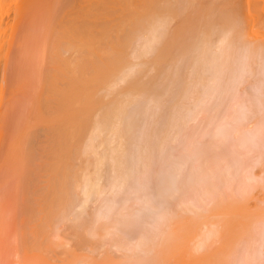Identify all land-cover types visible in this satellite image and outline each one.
<instances>
[{
	"label": "bare ground",
	"instance_id": "6f19581e",
	"mask_svg": "<svg viewBox=\"0 0 264 264\" xmlns=\"http://www.w3.org/2000/svg\"><path fill=\"white\" fill-rule=\"evenodd\" d=\"M8 1L9 0H0V28L2 27V20L5 14L4 9L5 7H7L6 5ZM15 1H16V5L13 6L14 9L13 11H15L18 14L22 13L25 7L27 6V4L29 3L31 4V6L32 4L37 5L38 6L37 11H40L38 17L35 15V18L37 17L36 21L34 19V31L36 32L35 35L33 36L34 38L32 37V41H31L34 52L31 60L28 61V67H29L28 73L30 75L28 74L27 76H31V78L33 79V81L30 80L32 84L33 82L35 84L38 83V85H35V88L37 86L38 87L41 86L42 84L44 85L43 89L45 88L44 89L45 97L42 95L43 92L42 86H41L42 92L38 88L39 93L35 94L37 89L35 90L34 85H32L34 88L33 90H35L33 95L34 96L36 95L35 97H37V99H39L42 95L41 98L42 101L40 102V104L42 103V109L44 110V112L42 109L40 110L39 104L36 102V98L32 96L35 98V102L33 100L32 104L34 103L36 107L35 108L36 111L34 112L35 114L33 113V115L36 116L38 115L39 119L37 117V120L39 121L44 119L42 117H46V116L48 117L46 118L49 121L47 119H45L44 121L47 120L46 123L49 124V125L46 124V126L48 125L46 128H48L47 130L50 133V136L49 135L46 136L48 139L47 141L48 143L45 142L47 143L45 147L42 146V143L37 144V141L35 140V137L33 135L37 136L36 133L39 129L35 125H31L34 124V122L33 123L31 122L34 119H29L27 116H26L27 119L22 117L25 120H23V123L20 122L19 125L23 127L21 126L19 127L24 130V126H28L27 131L26 130L22 131L24 133L22 135H20L19 132V137L21 136L20 140L19 137L18 139L16 138V140H18L19 143L18 142L16 143L15 152L13 153L14 154L16 153L19 160L17 159L18 162H16L17 163V167H15L16 171L13 169L15 171L14 173L15 175L9 176L7 173L9 177L15 178V180L14 181L12 180L13 182H11V180L8 179V181L10 180V182L5 181L4 184L7 182L9 185L7 186L8 188L10 187L11 184L13 186V184L15 183L14 185L15 188H17V186L18 188L20 187L21 193L24 194L26 192V186H27V185H22L24 182H25L24 184H27L25 181L26 179L24 178H26L27 175L30 176L33 174L34 178L30 179L31 182L28 181L29 185L27 186V187L30 186L28 189H31L32 193L31 192L30 193L32 194V197L31 194H29L30 200L25 204L24 203L21 204V201L24 199L23 197L25 195L24 196L21 195L20 192L16 193L18 191L13 192L14 190H16L14 186L13 187L11 186L12 192H10V190H7L8 192L4 191L3 193L1 191L0 193V194L3 193L2 195H0V264H14V261L16 260V259L14 260V257L17 254H19L20 256L21 254L20 251H24V250L25 252L27 251L36 252V254L34 255V257L36 256L35 260H38L40 263H44L43 262L45 261L44 258H46V261H48L47 258L48 259L50 258V260L51 258L54 259L55 256L54 253H56L58 257L57 256L55 257L61 260H64L61 257L62 255H66V254L69 255V258L67 260L65 259L66 261L65 260L61 261V263L63 262L62 264H87V263L95 264L94 262L96 261L95 254L97 253V251L100 250L99 249L100 247L102 246L104 247L105 245L104 241H102L103 238L100 237L103 236L105 237L104 235L105 233L106 235H108L109 234L108 232L110 231L109 226L110 225H112L113 227L114 225L116 226L115 223H117L118 220V219L116 221L113 220V224L110 223L109 225L105 224L106 221L103 220L105 221L104 224L100 223L96 225L97 221H102L100 220L101 217L103 218L107 217L108 214L112 215L110 214L109 211L113 207H115L117 203V200L113 198L111 199V201L104 202V204L101 206V209L99 210L100 214H98L99 212L94 213L93 214L94 217L89 215L91 220L88 219L87 216L81 218L83 212H85L84 210L87 209L86 207H88L87 204L90 202V200L92 201V199L94 198L96 200L98 198L99 199L103 198V194L107 189V188H103L101 184V180H102V174H101L102 170L100 169L101 164L105 162L104 160L105 157L107 159L110 156L111 158L114 159V163L112 164V166L110 167L109 165L110 167L109 170L113 169L112 171H116V173L112 172L114 173L115 176H113V174H110L113 177H115V179H113L114 181H112L111 185L109 186L114 190L120 189L121 187H123V185L127 184V182L129 183V180L131 178L128 179L127 181V178L128 176L130 177V175H126V173L129 172L130 168L133 166L132 164L130 168L129 165L126 166V164L129 161L127 160L128 161L127 162L123 158L126 155L124 149L125 147L123 148L119 147L118 149L112 148L110 149L109 153L108 150L106 151V153L105 152L100 153L98 148L111 138L108 136V134H110L111 136L112 133V135L113 134L116 135L117 138L120 136H122L123 138L125 136L124 133H126V135H128V133L129 135L132 134L131 137H133L134 132H136L135 130L132 133V131L137 127L134 128L133 130L130 127L128 130L127 129L123 130V126H126L125 123H123L122 128H116L117 123L123 121L125 118L124 116L127 115V109L124 105L125 103L124 101H126V96L127 99L129 100V98L132 95L133 97H135L134 94H136L137 96L139 93L143 92L145 96L150 90L151 93H153L152 91H155L159 95L160 91L164 90V88L162 90L161 86L166 87L165 85H163L165 81L162 80L163 82L161 83L162 85L159 84L161 81H159V83L157 84V86L161 85L160 86L161 90L159 88H156L155 80H157V78L155 76H154L155 78L154 77L151 78L150 81L145 82L146 79L142 80V77L144 75L141 74L142 72L140 69L142 67L140 66V63L142 62L134 63L132 61L133 59H135L136 61V59L147 57L148 54L150 56L151 52L152 54H154L153 53L154 49H155L154 56L151 57L152 59L149 58L151 61L149 60L148 62H146L144 60V62L148 64L151 62V66L154 65L156 67V70H158L160 73L162 72V75L164 73L163 69H165L164 68L165 64L168 65L169 63L170 67L169 65L168 67L173 69L172 64H170L171 61H174V63L177 64L179 63V65L177 66L174 65L175 67H178V69L174 68L178 70L176 73V78L174 77L177 80L176 85L177 82L179 81L178 85L176 86L178 95L177 94L175 95L173 89L170 90V91L173 90L172 92L175 95V97L173 95L174 98L172 97L171 100L175 99L176 97L177 98L175 101H172V104L170 103L169 106L173 105V102H175L173 108L171 107V109L174 110H176V108L178 109L176 110L178 111V113L175 114L179 117L181 115V114L178 115L180 110L183 111L186 109V113L185 111H183L185 114L182 113V116L183 115L187 116V117L184 116L185 119H183L184 117L181 118L179 117L180 119H178L177 117L176 119L175 117L176 115L172 113L173 115L171 118H173L174 116L176 121L173 119L174 121L171 124L170 122H168L170 126H168L167 124L166 125L167 127H165V129L168 128L167 130L170 133H172L171 131L176 130L177 133V129L180 127V125L182 126L183 124H186V126H188L187 123L189 121H188L187 111L189 109L186 108L188 104L185 107H182L181 105H183V103L182 104L180 103V102H185L182 100L186 99L190 103L191 101L194 102L193 108L191 107L190 108L192 110L193 109L195 110L194 112L195 118L198 117L199 119V115L201 117L199 120L194 119L195 121H198L197 122L198 124L200 122L202 125L200 126L201 134L199 135L197 134V132L200 133V131H197V129L200 128L198 124L196 123L197 126L193 124L194 127H191L192 132L191 133L189 132L190 133L189 135L191 136L188 135L189 139L187 137L188 142H186V145L189 142L190 144H188L186 148L185 147L182 148L183 149L182 152L183 151L185 152L184 153L185 156L183 157L185 163L183 161L180 162V160L179 161L176 160L177 158L176 155L178 154L177 152L178 150L176 151L177 154L175 153L174 150L173 152L170 151V155L174 154V156H176V158L172 157L174 160H172L169 155L167 156V158L164 157L165 162L163 161V163L166 164V165L164 164L166 167L169 164V162H171L167 167V169H165V171H167L171 167L172 162H174L172 164L174 165L173 167H175V161L178 164L180 162L179 164L180 166L177 165L175 167L176 169L179 166L176 171H174V169H171V172H169L170 170L167 172V174L169 173L171 174V175L169 174V176L167 175V180L169 179L168 180L169 182L166 180L168 183L165 181L163 189H160L161 191L163 190L164 198L166 197L168 201L174 199L175 195L177 194L176 196H178L180 200L175 202L173 200V202L175 203V205H177L178 209L176 208V206H175L176 208L175 210L174 208L167 207L165 212L161 214V217L159 216L160 220L156 221L155 219L157 224L153 223L151 226L153 227L154 225H157L156 227V231H157V228H159L158 226V222H159L160 231L158 229L159 234L157 233L158 236L156 234L155 237L151 236L150 233L149 235L152 238V239L150 238V240L148 239V236L146 237L147 239L145 238V236L143 239L142 237V234L144 233L143 231V233L140 234L142 239L136 237L139 239V242L136 243L135 241H133L132 236H130L131 234L130 230L132 228H135V226H133L132 224L129 233H127L129 234L132 241L130 239L131 242H129L128 240L129 237H128V239H125L126 241H128V243L127 242L123 243L125 240L117 241L118 240L117 238H116L117 240L116 241L114 240V242L118 246H123L124 249L128 248L129 243L131 244L134 242L136 244V245L133 244L134 248L135 246H138L140 249V245H143L145 247V250L143 251V253L139 252L141 253L139 256H138L139 253L138 254L137 252L133 253L137 255L135 257H130V255H128L129 257L128 258L124 254L125 258L122 257L124 258L123 260L119 259L114 264H119L121 263V261L122 264H198V262L201 261H203L202 264H264V241H263L264 240V209H262L263 206L261 205L262 207L261 209H259V213H257L259 215L256 214L257 216L256 215L254 216L253 214L252 217H250L249 215L250 219L246 218L247 221L244 222L243 224L241 223L239 225H236L235 223L239 221L241 222V220L238 221L235 220L237 222H234L235 218L233 219V216L231 215L232 208H234L233 202L239 203L240 201V203H242L243 201V204L244 203L246 204L245 201L250 200L252 196L251 194H253V191L251 192V190L252 189L254 190L255 186H260V188L261 186L264 187V30L259 31L256 29L257 26L255 27V21L259 18L257 10H255V8H257L256 4L258 3V1L244 0L243 5L240 4L242 7H240L239 5V0H235V1L234 0H15ZM262 4L264 10V0H262ZM35 5H34V11L36 8ZM174 20L176 21L175 22L176 24L171 25ZM30 22L32 23V21ZM31 26H33V24ZM31 31L33 30L31 29ZM25 36L26 35H24L23 38ZM156 43L157 45L158 43H160L158 47H156L157 46ZM190 54L191 56L188 57V55ZM21 58L22 56L19 57V60ZM22 65H26V63L24 64L22 63ZM22 65L20 64L19 66L21 67ZM137 67L139 69L138 71L140 72V74H135L133 72V70L134 69L136 70ZM23 68L21 67V70H23ZM149 68L150 67L147 68L148 71ZM23 72H21L22 75ZM132 72L135 74V76H132L133 75ZM166 72L171 73L170 71H166ZM158 75L157 77H159ZM183 77L185 79H182ZM22 80L24 81V79ZM188 82L192 83L191 86L186 85ZM121 83H123V87L120 86ZM118 85L122 89L119 88V91L114 93L116 90L113 91L114 90L113 88ZM24 87L27 88L26 86H23V89ZM168 89H170L169 87H167V91L170 92ZM165 94H168L169 96V93H165ZM160 95H162V92L160 93ZM32 97L28 96V101H30ZM153 97L156 98V96L154 95ZM167 99L165 98V100ZM17 100L19 101V99ZM163 100L162 103H164ZM22 101L24 100L22 99ZM154 101L156 103L158 100L157 101L154 100ZM35 103L38 105V107L36 106ZM157 103L155 104V106H157ZM34 105L32 109H34ZM166 105L167 104L159 107L163 109ZM25 107L23 109H25ZM128 107L129 106H127V108ZM26 109L28 111L29 110L31 111L30 106L29 108L26 107ZM159 110L157 111L156 119L159 116V114H161L158 113ZM33 111L34 110H32L31 113ZM45 112L48 115H45L44 114ZM136 112L137 111L133 112V114ZM152 112L153 111H150V113ZM23 113L24 112H22V114L19 116H23V115L25 116V114ZM153 113L155 115V112ZM167 113L168 111L166 112V115ZM39 114H43L44 116L41 117V115ZM130 114L131 113H129V116ZM151 115L152 117H154L153 114ZM168 116L169 115H167V117ZM40 117L42 119H40ZM189 117L191 118V116ZM156 119L154 118L153 120L156 121ZM26 120H28V123L25 122ZM150 120L152 121V118ZM159 120H161V118H159ZM168 120L170 121V119ZM151 121L149 122L146 121V122L151 123ZM139 122L138 123L135 122L136 123L135 126L138 125V128L139 126H141ZM157 122L158 119L156 123ZM130 123H132V121ZM152 124H154L153 121ZM164 125L165 124L163 123V126ZM12 126L13 124H11L10 127ZM151 126L149 124L147 129H150ZM158 126L156 128L153 126L154 128L153 127L152 128L157 129ZM195 127L196 129L194 130V132H196V137L202 136V139L201 138L199 139L203 141L202 142L203 144L205 142L207 145L206 144L202 145L201 142H199V144L202 145L203 147H201L200 145L198 146L199 148L195 147L198 145V144L194 145L198 140V138L194 136L192 129ZM138 128H137V133H139ZM188 128H190V126ZM121 129H122V134H121ZM161 130L164 129L162 128ZM179 130L181 131V127ZM13 131H14L13 136H15V128ZM182 131H184V128ZM187 131L185 132L188 134ZM8 132L11 133V131ZM164 132L166 131L164 130ZM181 132H178V135L181 134ZM185 132H183L181 135L183 136L182 138L183 140H184V135L186 137ZM161 133L162 131L158 133L156 136V138L159 136V138H157V142L154 136H152V134L150 137L153 142L155 141V143L151 142L152 145L154 144L156 146V144L158 143L160 144L159 146H157V148L160 146L161 148L167 147L169 146L167 145L170 143L169 141H171V139L173 141V133L170 134V136L172 135L171 139L169 135H166V133H164L165 136H169L168 142L165 143V139L163 138L162 140V137H161V141L158 142L160 139V135L162 136ZM117 134L119 135L117 136ZM148 135L150 134H147V136ZM6 136L7 135H5V137ZM10 136L12 137L11 134ZM142 136L143 135H141L140 138ZM147 136H146V140L148 138ZM11 137H6V139L8 138L7 139L8 143L7 141L6 143L8 145L10 142L12 143L13 146V144H15L14 143L15 141L14 140L11 141L10 139ZM135 137H134V141L136 142ZM179 137L177 138L179 139ZM127 138L125 139L123 138L124 140V141L122 140L123 143L121 142V140L119 142H121V144H123L124 146V144L126 145L125 142L127 141L126 140ZM150 138H148V145L146 146L142 145V146L146 147V149L148 148L151 150L152 147L149 148L150 147L149 143L151 141ZM191 139L194 140L195 143L192 142ZM115 140L117 139H114L112 141V144L114 143ZM129 140L131 141V138L128 139V141ZM180 140L181 138L179 139V142ZM176 141L177 139H175L174 141L175 143L173 142V144H177L178 141L177 142ZM208 141L210 142V144ZM184 142L183 143L180 142L181 143L180 148L185 145ZM131 144L129 146H131ZM173 144H172V148L174 147L175 149V146H173ZM177 145H176V149H177ZM12 146L10 144L11 148L8 147L7 149L11 154L13 150ZM142 146L141 148L144 149V147ZM38 147L41 148V149L39 148L40 152L38 150ZM42 149H44L43 154L41 153ZM132 149L133 146L131 147L130 150ZM102 150L104 149H101V152ZM144 150L142 153L146 154L149 152L148 150H147L148 152L146 151L144 152ZM158 150H160V148ZM163 150L164 149H161V152ZM135 151L138 152V150H136V147H135ZM155 151L157 153L156 149ZM2 152L4 153V151ZM37 152H39L40 154H38ZM3 153H1V155H3ZM159 153L160 151H158L154 159L157 158ZM181 154L179 155L182 157ZM42 155L43 158L44 157L46 158V159L44 158L46 160L44 163V167H45L44 172L45 174L48 173L47 175H45L44 173L42 174L41 173L42 171L40 172V175L39 173L38 174L33 173L34 170L32 169H34V167L33 168L31 166H30L31 168L28 167V165L31 162L33 163L34 159L35 161H38L37 158L38 159L41 158ZM128 156L130 157L129 153ZM142 156H144V158L146 157V155H142ZM148 156L149 155H147V158ZM190 156L191 158L194 157V159L200 161L199 163H201V165L197 166L198 164L197 163L196 166H193L195 164V160H193L194 161L193 165H189V167L185 166L186 169L188 170L187 172V170L183 167V165L184 164L186 165V162L188 161V157ZM227 156L228 157L232 156L233 159L232 158L227 159ZM129 157L128 159H132ZM144 158L142 157L139 160L141 164H144L146 162L148 163V161L144 160ZM169 158L170 160H168ZM151 159L153 160L152 157ZM166 159L168 161V164ZM230 159L232 160L231 163L229 162ZM0 160L2 162L5 161V163L3 164V167L5 168H6L5 164L10 162L8 160H7L8 162H6L5 158L3 160L0 158ZM42 160L40 159V161ZM105 163H107V161ZM134 163L136 164V162ZM39 164L40 162L37 164V166L35 165V167H38ZM141 164L140 167L143 175ZM146 164L143 166L149 167V165ZM9 165L10 164L8 163V167L10 168ZM40 165L42 166V163ZM258 166L261 167V172H262L261 175L255 173V168ZM147 167L143 169H145L147 174H149L148 172L150 171L149 169L152 168V165L151 168L150 167L147 168ZM180 168L183 169L182 171L183 173L185 169L186 172L187 173L190 172L192 176L189 179H187L186 177L185 180L184 179L185 176L183 173L181 174ZM229 168H231V170ZM1 169L5 170L4 168ZM35 170L37 171L38 168L37 169L35 168ZM134 170L136 169H133L132 171ZM9 171L10 169H8V172ZM146 172L144 173L146 174ZM151 172L149 175H151ZM16 174L18 178H16L17 177ZM134 174L136 175L137 172H134ZM181 175H182V179H181L182 182L184 180L183 183L180 182L179 180V178H181ZM136 176L137 178H142V177H138L139 176L138 174ZM44 177L47 179L44 180L43 179ZM131 177L133 179L132 174ZM177 178L179 180L178 182L180 185L177 184L176 181ZM36 179L44 181L43 186L39 183L40 181ZM149 179L150 178L148 176H147V180L146 178L144 179L143 176L142 178L143 183H145L144 180L148 182ZM153 180L156 181L155 179ZM17 181H20V184L22 181V184L20 186L19 184L17 185L16 184ZM136 181L137 180H134V182ZM134 182H132L133 186H131L130 188L131 189L130 193H134V192L137 193L140 187L139 183H141L142 185L141 179L138 180L136 183ZM2 183L0 184L1 188L3 187L1 186ZM157 184L159 183L157 182ZM127 185L129 186L130 184ZM128 186L125 185V188L123 189H127ZM152 186H150L149 188L153 189ZM143 187H145V185ZM20 188L18 189L19 191ZM160 190L159 192L161 194L162 192ZM234 190H236L239 193V197H236L237 200L235 199V197L234 200H231L233 198L230 199V197L234 195ZM152 191L150 190L149 193L151 194ZM156 191L155 190L153 191L154 192L153 195H157L155 193ZM190 191L194 193V196L193 194L192 196H190L191 193H189L188 195V192ZM141 192H143V190H141ZM141 192L139 191L138 193ZM140 195L142 196V193ZM262 199L264 202V195ZM147 200H149L148 196H147ZM189 201L190 202L192 201L194 203L191 204L189 203ZM136 203H137V199H136ZM122 204L123 207H126L125 202L121 203V205ZM130 204L131 203H129V205L127 204L129 208H131ZM172 204L173 203L171 202V206ZM184 204L185 206L183 207L182 205ZM200 204L207 206L204 209L199 206ZM168 205L170 206V204ZM192 205H193L192 208L193 210L195 209L196 211L199 208H201L202 211H198V212L196 211L195 213L197 214L191 216L192 215L191 212L193 210H190L189 206L191 207ZM118 206L120 207L119 204ZM181 206L182 208H185L187 212L188 210L191 211L190 212L191 214L189 215L184 211H182V209H180ZM187 206L188 208H186ZM254 206H256V204ZM259 206L257 205V207ZM142 208H144V205ZM149 208L150 207H148L147 209ZM239 208L241 209V205H239ZM147 209L145 208L146 212ZM167 209L170 210L168 211ZM137 210L141 211V209H137ZM133 211L134 209H132V212ZM19 212L20 213L22 212L23 216H25L24 217L25 221L22 223V225L19 221L18 224L16 222V215ZM87 212L89 211L87 210ZM106 213L107 215H105ZM158 213L160 212L158 211ZM101 214H104L105 216ZM125 215L126 216L129 215V213L122 215L123 219H125L124 217ZM98 217L100 218L98 219ZM143 217L144 216H142V221H143ZM149 217H153L152 213L149 214ZM149 217H147L148 220ZM70 219H73L74 223H76L77 220H79L80 222L78 221L79 222V223L77 222L78 224L73 223L74 225H76V229L75 231H72V234H66L65 230L67 228L66 229L64 228L63 231V229L60 228V225L63 224L65 221L68 222ZM113 219H116V217L115 218L113 217ZM123 219L121 222L126 221V219L125 220ZM133 219L135 220V218ZM131 220L132 218L129 217V220L127 221L128 222L130 221L132 223ZM152 221L154 220H152L151 218V222ZM145 224L150 226V222L149 223L145 222ZM19 225H21V227ZM74 225H72L73 227L70 228L74 229L75 228ZM22 226L24 229L23 231L21 229ZM238 226L241 227L239 228ZM117 227L116 230H118ZM125 228H122V230ZM60 230H62L63 233H60L61 232ZM151 230L153 231V229ZM83 231H87V232L84 233ZM67 232L70 233L69 230ZM88 232L91 235L93 234L95 237L96 235H98L100 240L94 239V236L93 238H90L91 235L88 237L87 236ZM146 233L147 232L145 231L144 234ZM136 234L137 233L133 235L136 236ZM116 235H117V231H116ZM127 236L128 235H124V237ZM221 236H223L224 237L223 239L226 240L224 241L225 243H222L223 245L222 247L218 246L219 248L214 249L211 244L216 243L219 240H222ZM121 237L123 236L118 237L119 240H123L120 239ZM54 238H57L58 240H55ZM111 239L113 241V237ZM70 241L74 243L73 246L70 245L72 244ZM109 242L110 245L111 240ZM193 243H195V245H193L192 248ZM126 244L128 245L125 246ZM219 245H221V243H219ZM110 246H112V244ZM207 246L210 247V248L208 247L209 251L207 249L206 252L203 251L204 253H201L202 255H196L193 257V259L186 258V255L188 258L191 256V253L193 251L188 255V253L190 252L189 250L191 248L192 250L194 248L198 250L200 248L206 249ZM214 246H216V244H214ZM60 247L65 248L67 253L65 252L64 254H62L63 251H65L62 248H61L62 253L56 251V248H60ZM68 247L69 249H67ZM134 248L132 249L134 250ZM212 248L215 251L212 250ZM124 249L123 251H125ZM128 249L127 252L125 251L127 254L130 253L128 252ZM197 250H195L197 253L201 252ZM114 253L115 251L113 250V254L111 255H114ZM121 254L123 253H120V256ZM27 255H29V253H27L26 256ZM21 257L22 256H20V258ZM29 257L27 256V258ZM99 257L100 256L97 257L98 260H100ZM57 260L58 259H56V261ZM57 262L55 264L60 263ZM110 262L108 264H110Z\"/></svg>",
	"mask_w": 264,
	"mask_h": 264
},
{
	"label": "rangeland",
	"instance_id": "374dc122",
	"mask_svg": "<svg viewBox=\"0 0 264 264\" xmlns=\"http://www.w3.org/2000/svg\"><path fill=\"white\" fill-rule=\"evenodd\" d=\"M10 1V2H9ZM8 1V3H7V7H5V9H4V11H5V14H4V16H3V20H2V27L0 28V158L3 160L4 158H5V160H6V162H8V161H10V162H8L10 165V168L8 167V163L7 164H5V166H6V168L5 167H3V164L5 163V161L4 162H2L1 160H0V167L1 168H4L5 170H3V169H1V171H0V184L2 183V185L1 186H3L1 189H0V193H1V191L4 193V191L5 192H8L7 190H10V192H12V188H11V186H12V184L10 185V187H8L7 188V186H9L8 185V183L7 182H10V180H11V182H13L14 180H15V178H11V177H9L10 175H15L14 173H15V167H17V163L16 162H18V157H17V155H16V153L14 154L13 152H15V145H16V143L18 142V140H16V138L18 139V137H19V132H20V135H22V134H24L22 131H27V127L28 126H24V130L23 129H21L19 126H21V125H19V123L20 122H22L23 123V120H25V119H27L26 118V116L29 118V119H34L33 121H31L32 123L34 122V124H31V125H35L36 127H38V131H37V133H36V135L37 136H35V135H33L34 137H35V140L37 141V144L38 143H42V146L43 147H45L46 145H47V141H48V139H47V135H49L50 136V133L48 132V128H46L49 124L48 123H46L47 122V118L46 117H42V116H44L43 114H39V115H41V117L42 118H44V119H42L41 117H40V119H42V120H37V117H38V115L36 116V115H33V113L36 111L35 110V105H34V103L32 104V102H33V100H34V102H35V98H36V102L39 104V108H40V110L42 109V103L40 104V102L42 101V95L45 97V88L43 89V84L41 85L42 86V89H43V92H42V89H41V86H37L36 88H35V85H38V83L37 84H35L34 82H33V84L31 83V81H33V79L31 78V76H27L29 73H28V69H29V67H28V61H30L31 60V58H32V55H33V45H32V37L35 35V32L36 31H34V19H35V21H36V18L38 17V15H39V12L40 11H37V9H38V6L37 5H35V4H32V6H31V4L29 3V4H27V6L25 7V9L23 10V12L22 13H20V14H18V13H16L15 11H13L14 9H13V6L14 5H16V1L15 0H9ZM235 1V0H234ZM258 1V5L256 4V6H257V8H255V10H257V13H258V16H259V18L255 21V27L257 26V30H259V31H263L264 30V10H263V4H262V0H257ZM243 3H244V0H239V5L241 4V5H243ZM34 5H35V11H34ZM240 5V7H242ZM9 7V8H8ZM12 7V8H11ZM32 7V8H31ZM27 8V9H26ZM30 8V9H29ZM31 10V11H30ZM27 12V14H26V12ZM33 12V13H32ZM35 13V14H34ZM38 13V14H37ZM34 14V15H33ZM22 15V16H21ZM35 15L37 16L36 18H35ZM27 16H28V18H27ZM263 17V18H262ZM21 18V19H20ZM28 20V21H27ZM30 21H32V23L30 22ZM10 22V23H9ZM28 22H29V24H28ZM176 21L174 20L173 22H172V24L171 25H175L176 23H175ZM258 22H259V24H258ZM5 23V24H4ZM12 23V24H11ZM26 24V25H25ZM33 24V26H31ZM35 24H36V22H35ZM258 24V25H257ZM11 25V26H10ZM263 26V27H262ZM27 27V28H26ZM25 29H27V30H25ZM31 29L34 31H31ZM260 29H262V30H260ZM33 32V33H32ZM24 35H26L24 38H23V36ZM4 37V38H3ZM34 38V37H33ZM160 43H158V45H159ZM156 45H157V43H156ZM158 45L156 46V47H158ZM15 46V47H14ZM21 48H20V47ZM17 47V48H16ZM19 47V48H18ZM25 49H24V48ZM16 48V49H15ZM18 49V50H17ZM23 51H22V50ZM21 51V52H20ZM28 51H30V52H28ZM154 54H155V49H154V52H153ZM151 54H152V52L150 53V56H149V54L147 55V57H142V58H140V59H136V61H135V59H133L132 61L134 62V63H139V62H142V63H140V66H142L140 69H141V74H144L143 75V77H142V80H145V82L146 81H150V79L151 78H153L154 76L157 78V80H155L156 81V88H159L160 90H161V88H160V86L162 85L161 83H163L162 82V80H164L165 82H164V84L163 85H165L166 87H164V86H161L162 87V90H163V88H164V90H166V91H164V93H163V91H160V93L162 92V95H160V93H159V95L155 92V91H152L153 93H151L150 91L147 93V95H145L144 96V94H143V92L142 93H139L137 96H136V94H134V96L135 97H133V95L129 98V100L127 99V96H126V101H124L125 103H124V105H125V107H126V109H127V117L126 116H124L125 118H124V122L123 121H120L119 123L121 124H119V123H117V127L116 128H122V125H123V123H125V125L126 126H123V130L124 129H129V127L133 130L134 128H138V125L137 126H135L136 125V123H138L139 121H142V122H139V124H141V126H139V130H138V132L139 133H137V128L136 129H134L133 131H132V133L136 130V132H134V135H133V137H131L132 136V134H130L129 135V133H128V135H126V133H124V139L125 138H127L125 141V143H126V145L124 144V146H123V144H121V142H122V140H123V138H122V136H120V137H116V135H112V133H111V136H110V134H108V136L109 137H111L110 139H109V137H108V141H106V143H104L103 145H101L99 148H98V150H99V152L100 153H106V151L108 150V153H109V151H110V149H112V148H123V147H125L124 149H125V152H126V155L123 157L124 158V160H128L129 162H130V164H129V162L126 164V166L127 165H129V168H130V166H132L131 168H130V174H129V172H127L126 173V175H130V177L128 176V178H127V181H128V179H130L129 180V183L127 182V184H130L129 186L127 185V184H125L126 186H128L127 187V189H123V188H125V185H123V187H121L120 189H113V188H110L109 186L111 185V182L112 181H114L113 179H115V177H113V176H115L114 175V173H112V172H115L116 173V171H112L113 169H110L109 170V168L112 166V164L114 163V159L113 158H111L110 156H109V158H107L106 159V157H105V162L107 161V163H105V162H103V164H101V167H100V169L102 170L101 171V174H102V180H101V184H102V186H103V188H107L106 189V191H105V193L103 194V198H98L97 200L94 198V199H92V201L90 200V202L87 204L88 205V207H86L87 209H85L84 211L85 212H83V214H82V216H81V218L82 217H84V216H87V218L88 219H90V216L89 215H91V216H93L94 217V213H98V214H100V209H101V206L104 204V202H106V201H111V199L113 198V199H116L117 200V203H116V205H115V207H113L109 212H110V214H112V215H107V213L105 214V215H107V217H98V219L100 218V220H105L106 221V223L105 224H110V223H112L113 224V220L114 221H116L117 219V223H115L116 224V226L114 225V227L112 226V225H110L109 227H110V231L107 233L108 235H110V236H108V235H106V233L104 234L105 235V237L103 236V237H100V238H103V240L102 241H104V243H105V245H104V247L102 246V247H100L99 249V251H97V253L95 254V260L96 261H94L95 262V264H97V263H102V264H108L110 261H112V262H110V264H114L117 260H119V259H124L125 258V256H124V254L128 257V255H130V257H135V256H137L136 254H133V253H136L137 252V254L139 253V252H141V253H143V251L145 250V247L143 246V245H140V249H139V247L138 246H135V248H134V245H136L134 242L133 243H129V246H128V248H123V246H118V245H116L115 244V242H114V240L116 241L117 239V241H124L125 239H128V237H129V242H131L132 241V239H133V241H135L136 243H138L139 242V239L138 238H136V237H139L140 239H142V237H143V239H144V236H145V238L148 236V239L150 240V238H151V236H153V237H155V235L160 231V224H159V222H158V226H159V228H157V231H156V227H157V225H154L153 227L151 226L153 223L154 224H157V222L156 221H158V220H160V218H159V216L161 217V214H163L164 212H165V210H166V208L168 207H170V208H174V210L177 208V205H175V201H179L180 200V198H178V196H176L175 195V198L174 199H172L171 201L169 200H167L166 199V197L164 198V195H163V190L161 191L160 189H163V187H164V183H165V181L167 180V175L169 176V174H167V172L169 171V172H171V169H174V171H176L177 170V168L180 166L179 164H180V162H184L185 163V161H184V156H185V152L183 151L182 152V148H186V146L188 145V144H190V142L186 145V142H188V140H187V137H188V135L192 132L191 131V127H194V125L195 126H197V122L198 121H195V120H199L201 117H200V115H199V119H198V117L197 118H195V114H194V112H195V110L193 109H191V108H193V101H191V103L190 102H188L186 99H184V100H182V101H185V102H187V103H185V102H180L181 104L183 103V105H181L182 107H185L187 104H188V106H186V108H188L189 110L187 111L188 113V123H187V125L188 126H186V124H183L182 126L180 125V127H181V131L183 130V128H184V131H180L179 129H180V127L177 129V133H176V130H174V131H171L172 133H173V141H172V135L170 136V134H172V133H170V132H168V128H166L165 129V127H167L166 125L168 124V122H170V124L175 120L176 121V119H177V115L175 114V113H178V111H176V110H178L177 108H176V110H174V109H171V107L173 108V106H174V104H175V102H173V105H170L169 106V104L171 103L172 104V101H175L176 100V98L175 99H173V100H171L172 99V97H173V95H174V93L173 92H175V95L177 94L178 95V93H177V85H178V82H177V85H176V73H177V69H178V67H175L174 65H179V63L177 64V63H174V61H171V63L170 64H172V67H173V69L172 68H169L170 67V65H169V63H168V65H169V67H168V65L167 64H165V69H163V72L165 73L166 71H170L171 73H163V75H162V72L160 73L158 70H156V67L154 66V65H152L151 66V62L148 64V63H146V62H148L150 59L149 58H151V57H153L154 56V54H152V56H151ZM18 55V56H17ZM16 56V57H15ZM22 56V58L19 60V57H21ZM149 56V57H148ZM189 56H191V54L190 55H188V57ZM24 57V58H23ZM187 57V58H188ZM147 58V59H146ZM142 59V60H141ZM152 59V58H151ZM5 60V61H4ZM26 60V61H25ZM144 60L146 61V62H144ZM151 61V60H150ZM5 62V63H4ZM11 64H10V63ZM143 62H144V64H143ZM173 62V63H172ZM22 63L24 64V63H26V65H22ZM10 64V65H9ZM14 64V65H13ZM17 64V65H16ZM22 65L21 67L23 68V67H25V68H23V70H21V67L19 66V65ZM148 65V66H147ZM148 67H150L149 68V71L147 70V68ZM153 68V69H152ZM174 68H177V69H174ZM7 69V70H6ZM21 70V71H19V70ZM47 69V68H46ZM44 70H45V68H44ZM139 69H138V67L136 68V70L134 69L133 70V72L135 73V74H140V72L138 71ZM144 70V71H143ZM150 70H152V71H150ZM24 71V72H23ZM155 71V72H154ZM18 72H19V74H18ZM21 72H23V75L21 74ZM132 72V73H133ZM147 72H149V73H147ZM157 72V73H156ZM133 73V75L132 76H135V74ZM11 74V75H10ZM150 76H149V75ZM154 74H156V75H154ZM159 74V75H158ZM21 75V76H20ZM30 75V74H29ZM157 75L161 78H159V77H157ZM167 75V76H166ZM170 76V78H169V76ZM10 76V77H9ZM15 76H16V78H15ZM25 76V77H24ZM149 76V77H148ZM152 76V77H151ZM18 77V78H17ZM19 77H20V79H19ZM146 77V78H145ZM149 79H148V78ZM154 77V78H155ZM163 77H164V79H163ZM166 77V78H165ZM175 77V78H174ZM158 78H159V80H158ZM172 78V79H171ZM174 78V79H173ZM187 78V77H186ZM22 79H24V81L22 80ZM180 79V78H179ZM178 79V80H179ZM182 79H185L184 77L182 78ZM15 80V81H14ZM20 80V81H19ZM27 80V81H26ZM31 80V81H30ZM168 80V81H167ZM188 80V79H187ZM5 81V82H4ZM22 81H23V83H22ZM159 81H161L160 83H159ZM124 83H126V82H124ZM161 84V85H158L157 86V84ZM8 84V85H7ZM122 84V85H121ZM120 84V86L121 87H123V83H121ZM128 84V83H127ZM167 84V85H166ZM169 84H171V85H169ZM172 84H174V85H172ZM191 82H188L186 85H190L191 86ZM32 85H34V88H35V90H36V93L35 94H38L39 93V90H38V88L40 89V91L42 92V95H41V97L39 98V99H37V97H35L34 95H33V93H34V91L35 90H33L34 88H33V86ZM125 85V84H124ZM13 86V87H12ZM23 86H26L27 88H25L24 87V89H23ZM30 86H32V87H30ZM119 85L118 86H116V87H114L113 89V91H115L114 93H116L117 91H119V88H121ZM126 86V85H125ZM124 86V87H125ZM171 86V87H170ZM172 86H174V87H172ZM30 87V88H29ZM167 87H169L170 89H168L169 91L171 90V89H173L172 91H170V92H168L167 91ZM9 88V89H8ZM20 88V89H19ZM155 88V87H154ZM17 89V90H16ZM23 89V90H22ZM122 89V88H121ZM15 91V92H14ZM18 92H20V93H18ZM25 92V93H24ZM40 92V93H41ZM154 92H155V94H154ZM165 93H169V96H168V94H165ZM173 93V94H172ZM17 94V95H16ZM29 94V95H28ZM141 94V95H140ZM16 95V96H15ZM140 95V96H139ZM153 95L154 96H156V98L155 97H153ZM175 95H174V97H175ZM25 96V97H24ZM28 96H30V97H32V96H34V97H32L31 99H30V101H28ZM139 96V97H138ZM160 96V97H159ZM165 96V97H164ZM171 96V97H170ZM24 97V98H23ZM173 97V98H174ZM131 98H132V100H131ZM158 98V99H157ZM161 98V99H160ZM163 98H164V100H163ZM165 98L167 99V100H165ZM170 98V99H169ZM17 99H19V101L17 100ZM22 99L24 100V101H22ZM135 99V100H134ZM25 100H26V102H25ZM134 100V101H133ZM154 100H158L156 103H157V106H155V101ZM162 100L164 101V103H162ZM43 101H44V98H43ZM160 101V102H159ZM9 102V103H8ZM128 104H127V103ZM161 105H160V104ZM31 104H32V107H31ZM36 104V103H35ZM130 104V105H129ZM165 104H167L163 109L161 108V107H159V106H162V105H165ZM33 105H34V109H32L33 108ZM129 106L128 108H127V106ZM14 106H16V107H14ZM28 107L29 108V106H30V109H31V111L32 110H34L32 113H31V111L29 110H27L26 109V107ZM36 106L38 107V105L36 104ZM25 107V109H23ZM170 109H169V108ZM176 107V106H175ZM191 107V108H190ZM17 108H20V109H17ZM9 109H10V111H9ZM14 109V110H13ZM23 109V110H22ZM161 111H160V110ZM169 109V110H168ZM185 109V108H184ZM190 109H191V111H190ZM43 110V109H42ZM159 110V112L158 113H161V114H159V116H161L162 114V116L161 117H157V119H158V124H159V126H158V124L156 123V121H157V119H156V114H157V111ZM182 110H183V108H182ZM10 113H9V112ZM135 111H137L136 113H134L133 114V112H135ZM138 111H139V113H138ZM150 111H153V112H155V115H154V113L152 112V113H150ZM163 111V112H162ZM168 111V113H167V115H169L168 117H167V115H166V112ZM171 113H170V112ZM173 111H175V112H173ZM183 111H185V113H186V109L185 110H183ZM183 111H181L180 110V112H179V114L178 115H180L179 117L181 118V117H184L185 115H183L182 116V113L183 114H185ZM21 112V113H20ZM22 112H24L23 114H25V116L23 115V116H19V115H21L22 114ZM41 112V111H40ZM43 112H44V110H43ZM16 113V114H15ZM18 113V114H17ZM37 113V112H36ZM129 113H131L130 114V116H132V114H133V116L132 117H130L129 116ZM172 113H174V115H176L175 117H176V119L174 118V116H173V118H171L172 117ZM13 114H14V116H13ZM35 114V113H34ZM38 114V113H37ZM45 115H48V114H46V112L44 113ZM138 114H140V115H138ZM150 114V115H149ZM151 114H153L154 115V117H152V115ZM186 114V115H187ZM194 114V115H193ZM12 115V116H11ZM18 115V116H17ZM137 116V117H135V116ZM149 115V116H148ZM166 115V116H165ZM10 116V117H9ZM141 116V117H140ZM164 116V117H163ZM189 116H191V118L189 117ZM193 116V117H192ZM25 118V119H23V118ZM129 117V118H128ZM146 117H147V119H146ZM178 117V119H180ZM185 117H187V116H185ZM185 117L183 118V119H185ZM11 120H10V119ZM128 118V119H127ZM137 118H138V121H137ZM141 118V119H140ZM143 118V119H142ZM152 118V121L154 122V124H152V121L150 120ZM156 119V121L155 120H153V119ZM159 118H161V120H159ZM189 118H190V120H192L193 121V123H192V121H190L189 120ZM38 119H39V117H38ZM45 119H47L46 121H44ZM131 119V120H130ZM146 119V120H145ZM168 119H170V121L168 120ZM174 119V120H173ZM187 119V118H186ZM195 119V120H194ZM22 120V121H21ZM127 120H129V121H127ZM168 120V121H167ZM172 120V121H171ZM49 121V120H48ZM132 121V123H130ZM134 121V122H133ZM146 121H151V123H148V122H146ZM8 122H10V123H8ZM18 122V123H17ZM25 122H27L28 123V120H26ZM122 122V123H121ZM129 122V123H128ZM136 122V123H135ZM161 122V123H160ZM187 122V121H186ZM195 122V123H194ZM16 124V126H15V124ZM163 123L165 124L164 126H163ZM184 123V122H183ZM192 123V124H191ZM197 123V124H196ZM11 124H13V126L12 127H10L11 126ZM45 124V125H44ZM46 124H48L47 126H46ZM129 124V125H128ZM149 124H150V129H147V127L149 126ZM157 124V125H156ZM190 124V125H189ZM194 124V125H193ZM145 125H146V127H145ZM192 125V126H191ZM45 126V127H44ZM143 126V127H142ZM156 128L157 126H158V131H157V129H153L154 127ZM168 126H170L169 124H168ZM184 126V127H183ZM190 126V128H188ZM198 126L200 127V126H202L201 125V123L199 122V124H198ZM21 127H23V126H21ZM133 127V128H132ZM146 129H145V128ZM153 127V128H152ZM12 128V129H11ZM14 128H15V136H13V134H14ZM18 128H20V129H18ZM142 128V129H141ZM164 129L166 132H164V130H161V129ZM187 128H188V131H187ZM153 129V130H152ZM189 129H190V131H189ZM193 129V133H194V136L196 137V132H194V130L196 129V127L195 128H192ZM203 129V128H202ZM18 130V131H17ZM20 130V131H19ZM155 130H156V132H155ZM201 130V127L200 128H198L197 129V131H200ZM8 131H11V133L10 132H8ZM130 131V132H131ZM152 131V132H151ZM162 131V136L160 135V139H159V141L158 142H160L161 141V137H162V140H163V138L165 139V143H167L168 142V138H169V136H170V139H171V141H169L170 143L169 144H167V145H169V146H167L166 144V146L167 147H164V148H161V146L160 147H158L157 148V146H159L160 144L158 143V144H156V146L153 144L152 145V143L151 142H153L152 141V139L150 138L151 137V134H152V136H154V138L156 139V142H157V138H159V136L156 138V136H157V134L158 133H160ZM185 131H187L188 132V134L185 132ZM13 132V133H12ZM22 132V133H21ZM147 132V133H146ZM151 132V133H150ZM178 132H181V134H179L178 135ZM183 132H185L186 133V137H185V135H184V140L182 139L183 138V136H181L182 135V133ZM190 132V133H189ZM7 133H10L11 135H12V137H13V139H12V137L10 136V134H7ZM39 133V134H38ZM49 133V134H48ZM141 133H143V134H141ZM164 133H166V135H169V136H165V134ZM121 134H122V129H121ZM137 134V135H136ZM139 134H141V135H143L141 138H140V136L141 135H139ZM147 134H150V135H148L147 136ZM176 134H177V136H176ZM197 134L199 135V134H201V131H200V133L199 132H197ZM5 135H7L6 137H11L10 139H11V141H15L14 143L15 144H13V146H12V143H10L9 142V144L7 145V143H8V138L6 139V137H5ZM40 135V136H39ZM119 134H117V136H118ZM135 135H136V137H135ZM164 135V136H163ZM48 136V137H49ZM127 136V137H126ZM137 136H139V137H137ZM146 136L148 137V138H150L151 139V141H150V147L149 148H151V150L150 149H146V147H144V146H146V145H148V138H147V140H146ZM176 136V137H175ZM180 136V137H179ZM189 136H191V135H189ZM194 136H193V139H194ZM46 137V138H45ZM134 137L136 138L135 140H136V142L134 141ZM174 137H175V139H177V144H173V142L175 141V139H174ZM177 137H179V139L181 138V140H183V141H181L180 140V142L181 143H183L184 141V143H185V145L183 146V147H181L180 148V146H181V143L179 142V139L177 138ZM20 138H21V136L19 137V140H20ZM42 138H44V139H42ZM131 138V141L129 140L128 141V139H130ZM154 138H153V140H154ZM196 138H198V140L196 141V143L194 142V140H192L191 139V141L192 142H194L195 144L194 145H197V146H195L196 148H199L198 146L200 145L199 144V142H201V144L202 145H204V144H206L205 142H204V144L202 143L203 141H201V139H202V136H197ZM199 138H201V139H199ZM112 139V140H111ZM114 139H117V140H115L114 141V143L112 144V141L114 140ZM138 139H139V141H138ZM188 139H189V137H188ZM121 140V142H119ZM145 140V141H144ZM6 141H7V143H6ZM124 141V140H123ZM135 143H134V142ZM140 141H142V142H140ZM205 141H207V140H205ZM45 142H47V143H45ZM139 142V143H138ZM143 142H146V143H143ZM191 142V143H192ZM209 142V141H208ZM19 143V142H18ZM36 143V142H35ZM116 143V144H115ZM123 143V142H122ZM132 143V144H131ZM137 143H138V145H137ZM153 143H155V141L153 142ZM175 143V142H174ZM10 144H11V146H12V154L11 153H9V150H7L8 149V147H10ZM20 144H21V142H20ZM20 144H19V146H20ZM36 144V145H37ZM131 144V146H129ZM135 144V145H134ZM172 144H173V146H175V149H174V147L172 148ZM209 144H210V142H209ZM5 145V146H4ZM117 145V146H116ZM121 145V146H120ZM129 147H128V146ZM142 145H144V146H142ZM176 145H177V149H176ZM202 145H200L201 147H203ZM207 145V144H206ZM205 145V146H206ZM6 146H7V148H6ZM18 146V147H19ZM40 146V145H39ZM133 146V149L132 150H130L131 149V147ZM141 146L142 147H144V149H146V150H144L143 148H141ZM155 146V147H154ZM35 147H37V146H35ZM42 147V148H43ZM135 147H136V150H138V152L137 151H135ZM11 148V147H10ZM17 148V147H16ZM40 147H38V150H39V152H40V149H39ZM127 148V149H126ZM160 148V150H158ZM170 150H169V149ZM179 148V149H178ZM191 148H192V146H191ZM4 149V150H3ZM35 149H37V148H35ZM101 149H104V150H102V152H101ZM152 149H154V150H152ZM155 149L157 150V153H158V151H160V155L158 154V156H157V158L156 159H154L155 157H156V151H155ZM161 149H164L162 152H161ZM181 149V150H180ZM38 150H36V151H38ZM130 150V151H129ZM141 150V151H140ZM143 150H144V152L146 151V152H148V153H142L143 152ZM148 150V151H147ZM173 150L175 151V153H176V151L178 152V154L176 155L177 156V158H176V156H174V154L171 156L170 155V151H172L173 152ZM2 151H4V153L2 152ZM43 151V152H42ZM179 151H181V152H179ZM39 152H37L38 154H40ZM152 152H154V153H152ZM167 152V153H166ZM1 153H3V155H1ZM41 153L43 154L44 153V149H42L41 150ZM128 153L130 154V157L128 156ZM150 153H152V154H154V155H152V154H150ZM162 153V154H161ZM181 153H183V154H181ZM9 154H10V156H9ZM37 154V155H38ZM136 154V155H135ZM179 154H181L182 155V157L179 155ZM229 154V153H228ZM15 155V156H14ZM142 155H146V157L144 158V156H142ZM147 155H149V156H151L152 158H153V160L151 159V157H149L148 156V158H147ZM170 156L171 157V159L172 160H174L173 158L175 157L176 158V160L177 161H179L180 160V162H179V164L175 161V167L177 166V165H179L176 169H175V167H173L174 165H172L174 162H172V164H171V167L167 170V171H165V169H167V167L169 166V164L171 163V162H169V164H168V161H167V159H166V161H167V167L165 166L166 164L165 163H163V161L165 162V158H167V156ZM178 155H179V157H178ZM230 155V154H229ZM126 156H127V158H126ZM9 157V158H8ZM128 157L129 158H132V159H128ZM144 158V160H146V161H148V163L146 164V163H144V164H141L140 163V159L141 158ZM165 157V158H164ZM173 157V158H172ZM16 158V159H15ZM45 158V157H44ZM43 158V155H42V157L41 158H37V160L38 161H35V159H34V161H35V163H34V161H33V163L31 162L29 165H28V167L29 168H33L34 167V169H32V170H34L33 171V173H36V174H38L39 173V175H40V172L43 174H45V172H44V163H45V159ZM147 158V159H146ZM183 158V159H182ZM185 158H187V157H185ZM229 158H232V156H227V159H229ZM10 159V160H9ZM12 159H15V160H12ZM18 159V160H17ZM40 159L43 161H40ZM150 159V160H149ZM226 159V160H227ZM233 159V158H232ZM8 160V161H7ZM111 160H113V161H111ZM143 160V159H142ZM143 160V161H144ZM168 160H170V158L168 159ZM190 160H191V162H190ZM193 160H195V164H194V161ZM13 161H14V163H16V164H14L13 163ZM80 161V160H79ZM111 162V163H109V162ZM125 161V162H126ZM132 161V162H131ZM139 161V162H138ZM197 161V162H196ZM2 162V163H1ZM36 162H37V164L40 162V164L42 163V166L39 164L38 165V167H35V165L37 166V164H36ZM134 162H136V164L134 163ZM200 161H198V160H196V159H194V157H192L191 158V156L190 157H188V161L186 162V165L184 164L183 165V167L186 169V167H189V165H193V166H196V164H197V166H199V165H201V163H199ZM229 162L231 163L232 162V160L230 159L229 160ZM79 163H81V162H79ZM162 163H163V165H162ZM177 163V164H176ZM191 163V164H190ZM132 164V165H131ZM135 164V165H134ZM140 164H141V166H142V170H143V175H142V171H141V167H140ZM149 165V167L151 168V165H152V168L151 169H149L150 171L148 172L149 174H150V172H151V170H152V172H151V175H149V174H147V172H146V170L145 169H143V168H146L147 166H143V165ZM165 164V165H164ZM229 164V163H228ZM16 165V166H15ZM33 165V166H32ZM109 165H110V167H109ZM14 166V167H13ZM31 166V167H30ZM103 166V167H102ZM135 166V167H134ZM165 166V167H164ZM186 166V167H185ZM105 167V168H104ZM134 167V168H133ZM149 167H147V168H149ZM163 167H164V170H163ZM173 167V168H172ZM35 168L37 169L38 168V170L37 171H39V172H37L36 170H35ZM103 168V169H102ZM8 169H10V171L8 172ZM15 171H14V170ZM39 169H41V170H39ZM133 169H136V170H134V171H132ZM184 169V173L182 172L183 171V169H181L180 168V170H181V174L183 173L184 174V179L187 177V179H189L192 175L190 174V172L189 173H187L188 172V170H187V172H186V170ZM230 170H231V168H229ZM7 170V171H6ZM140 170V171H139ZM148 170V169H147ZM259 170V171H258ZM47 172V171H46ZM134 172H137V174L139 175L138 177H142L143 178V176H144V179L146 178V180H147V176L150 178L149 180H148V182L146 181V180H144V182L145 183H143V180H142V178H137V174L135 175L134 174ZM140 172V173H139ZM144 172H146V174L144 173ZM7 173H8V175H7ZM9 173H11V174H9ZM153 173V174H152ZM186 173V174H185ZM255 173L256 174H258V175H261L262 174V172H261V167L260 166H258V167H256L255 168ZM48 173H46L45 175H47ZM110 174H113V176L112 175H110ZM131 174H132V176H133V179H132V177H131ZM134 174V175H133ZM140 174H141V176H140ZM6 175H7V177H6ZM38 175V176H39ZM154 175H156V176H154ZM171 175V174H170ZM187 175V176H186ZM189 175V176H188ZM12 176V177H13ZM16 176H17V174H16ZM15 176V177H16ZM135 176H136V178H135ZM47 177V176H46ZM113 177V178H112ZM179 177H180V175H179ZM16 178H18V176L16 177ZM34 177H33V174L32 175H30V176H26V178H24V179H26L25 181H26V183L27 184H22V181H21V184L22 185H29V183H28V181L29 182H31V180L30 179H33ZM40 178V177H39ZM41 178H42V176H41ZM151 178H153V179H155L156 181H154L153 179H151ZM157 178H158V180H157ZM8 179H10L9 181H8ZM44 180L45 179H47V178H43ZM141 179V182H142V185H141V183H139L140 184V187H139V191L141 192V190H143V192H141L142 193V196L140 195L141 193H130V191H131V186H133V184H132V182H134V180H140ZM182 175H181V178H179V180H180V182H182ZM13 180V181H12ZM18 180V179H17ZM36 180H38V181H40L39 183L43 186V184H44V181H41V180H39V179H36ZM169 180V179H168ZM167 180V181H168ZM178 180V178H177V184H179V181ZM186 180V179H185ZM5 181H7L5 184H4V182ZM24 181V180H23ZM130 181H132V182H130ZM136 181V182H137ZM166 181V182H167ZM41 182H43V183H41ZM136 182H134V183H136ZM157 182L159 183V184H157ZM169 182V181H168ZM167 182V183H168ZM183 182H184V180H183ZM182 182V183H183ZM45 183H46V181H45ZM147 183V184H146ZM17 185L19 184V186L21 185L20 184V181H17V183H16ZM138 184V183H137ZM15 185V183L13 184V186ZM145 185V187H143ZM153 185V186H152ZM180 185V184H179ZM234 185H235V183H234ZM5 186H6V188H5ZM12 186V187H13ZM26 186V192L23 194V193H21V188H20V191L18 190L19 188H18V186H17V188H15V186H14V188L16 189V190H14L13 192H15V191H18V192H16V193H21V195H25L23 198V200H22V198H21V204H25L26 202H28L29 200H30V195L29 194H31L32 193V191H31V189H28L29 187H27ZM106 186V187H105ZM150 186H152V188L153 189H151V188H149ZM256 187H257V189H256ZM11 188V189H10ZM255 189V191L252 189L251 190V192L253 191V194H251L252 196H251V198H250V200L249 201H245L246 202V204L244 203L243 204V201H242V203H240V201H239V203H236V202H233L234 203V208H232V216H233V219H234V222H237L238 220H241V222L239 221V222H237V223H235L236 225H239V224H243L244 222H246L247 221V219L246 218H249V215H250V217H252L253 216V214H254V216L257 214V213H259V209H261V207H262V209H264V202H263V195H264V187H262L261 186V188H260V186H255L254 187ZM156 189H157V191H156ZM128 190V191H127ZM147 190V191H146ZM150 190L152 191H156L155 193L157 194V195H153V191L151 192V194L149 193L150 192ZM159 190L162 192L161 194H160V192H159ZM258 190V191H257ZM146 191V192H145ZM31 192V193H30ZM145 192V193H144ZM159 192V193H158ZM2 193V194H3ZM128 193H130V194H128ZM189 193H191L190 194V196H192V194H193V196H194V193L192 192V191H190V192H188V195H189ZM2 194H0V195H2ZM135 194V195H134ZM137 194V195H136ZM161 195V196H159V195ZM263 194V195H262ZM28 195V196H27ZM34 195V194H33ZM126 195V196H125ZM131 195V196H130ZM146 195V196H145ZM153 195V196H152ZM258 196V199H257V196ZM129 198H128V197ZM133 196H135V197H133ZM140 196H141V198H140ZM147 196L149 197V200H147ZM157 198H156V197ZM256 196V197H255ZM31 197H32V194H31ZM115 197V198H114ZM131 197V198H130ZM139 197V198H138ZM234 197H235V199H236V197H239V193L236 191V190H234V195H232V197H230V199L231 198H233V199H231V200H234ZM254 197V198H253ZM33 198H34V196H33ZM137 199V203H136V199ZM159 198V199H158ZM124 199V200H123ZM141 199V200H140ZM166 199V200H165ZM238 199H240V198H238ZM255 199H257V200H254ZM133 200V201H132ZM135 200V201H134ZM146 200H147V202H146ZM151 200V201H150ZM166 202H165V201ZM173 200H174V202H173ZM237 200V199H236ZM130 201V202H129ZM139 201V202H138ZM160 201H161V203H160ZM162 201H164V202H162ZM20 202V201H19ZM120 202V203H119ZM123 202H125L126 204V207H123V204L121 205V203H123ZM144 202V203H143ZM150 202V203H149ZM155 202V203H154ZM158 202V203H157ZM171 202L173 203L172 204V206H174V207H172L171 206ZM249 202H250V205H249ZM260 202V203H259ZM129 203H131L130 205H131V208H129L128 206H127V204L129 205ZM133 203V204H132ZM139 203H141V204H139ZM189 203H194V202H190L189 201ZM188 203V204H189ZM236 203V204H235ZM253 203V204H252ZM118 204L120 205V207L118 206ZM136 204V205H135ZM155 204V205H154ZM161 204V205H160ZM168 204H170V206L168 205ZM252 204V205H251ZM256 204V206H254ZM259 204H260V206H259ZM143 205H144V208H142L143 207ZM147 205V206H146ZM150 205V206H149ZM152 205V206H151ZM158 205H159V207H158ZM162 205H164L165 206V208H164V206H162ZM190 205V204H189ZM239 205H241V209L239 208ZM244 205V206H243ZM257 205L259 206V207H257ZM262 205V206H261ZM22 206V205H21ZM118 206V207H117ZM134 206H136V207H134ZM154 206V207H153ZM157 206V207H156ZM175 206H176V208H175ZM179 206V205H178ZM183 207L185 206V204L184 205H182ZM182 206L180 207V209H182V211H184L185 213H187V214H191L192 213V215L191 216H193V215H196L197 213H195L196 211L198 212V211H202V209L201 208H199L198 210H196L195 211V209L193 210L192 208H193V205L190 207L189 206V208H190V210H193L192 212L191 211H189L188 210V212L186 211V209L185 208H182ZM200 207H202V208H206V206H204L203 204H200L199 205ZM117 207V208H116ZM123 207V208H122ZM148 207H150L149 209H147ZM210 207V206H209ZM246 207H247V209H246ZM90 208V209H89ZM122 208V209H121ZM128 208V209H127ZM145 208L147 209V212L145 211ZM186 208H188V206L186 207ZM250 208V209H249ZM124 209V210H123ZM127 209V210H126ZM132 209H134V211L132 212ZM137 209H141V211H138ZM152 209H154V210H152ZM162 209H164V210H162ZM178 209V208H177ZM197 209V208H196ZM203 209V210H204ZM245 209V210H244ZM87 210L89 211V212H87ZM93 212H92V211ZM122 210V211H121ZM137 210V211H136ZM168 210V209H167ZM170 210V209H169ZM168 210V211H169ZM246 210H249V211H246ZM95 211V212H94ZM97 211V212H96ZM129 211H131V212H129ZM158 211L160 212V213H158ZM181 211V210H180ZM108 212V213H109ZM114 214H113V213ZM141 212V213H140ZM148 213V214H146V213ZM171 212H172V210H171ZM183 212V213H184ZM191 212V213H190ZM195 214H194V213ZM235 212V213H234ZM20 213V212H19ZM17 214L16 215V222H17V224H18V221L21 223V225H22V223L25 221V219H24V217L25 216H23V214H22V212L20 213V214ZM87 213V214H86ZM128 214L129 213V215H125L124 217H125V219H126V221H123V222H126V223H123V222H121L122 221V219H123V217H122V215H124V214ZM131 213H133V214H131ZM136 213V214H135ZM138 213V214H137ZM152 213V216L154 217H149V214H151ZM234 213V214H233ZM237 213V214H236ZM240 213V214H239ZM242 213H243V215H242ZM245 213V214H244ZM85 214V215H84ZM143 214V215H142ZM101 215H103V216H105L104 214H101ZM134 215H136V216H134ZM237 215H238V218H237ZM241 215H242V217H241ZM246 215H248V216H246ZM257 215H259V214H257ZM256 215V216H257ZM17 216H18V218H17ZM22 216V217H21ZM95 216H97V215H95ZM111 216H113L114 218L116 217V219H113V217H111ZM142 216H144L143 217V221H142ZM156 216V217H155ZM240 216V217H239ZM245 216V217H244ZM27 217V216H26ZM122 217V218H121ZM129 217H131L132 218V223L129 221H127V220H129ZM147 217H149V220H148V218ZM24 220H23V219ZM92 218V217H91ZM119 218H120V220H119ZM133 218H135V220L133 219ZM151 218H152V220H154V221H152L151 222ZM240 218V219H239ZM85 219V218H84ZM125 219H123V220H125ZM155 219H156V221H155ZM250 219V218H249ZM248 219V220H249ZM253 219V218H252ZM251 219V220H252ZM71 220V221H70ZM68 222L67 221H65L63 224H61L60 225V228L61 229H63V231H64V228L66 229L65 230V232H66V234H72V231H75V229H76V225H74V224H78L80 221L79 220H75L76 221V223H74V221H73V219H70ZM91 220V219H90ZM112 220V221H111ZM136 221V222H134V221ZM142 222H141V221ZM235 220H237V221H235ZM245 220V221H244ZM73 221V222H72ZM79 221V222H78ZM97 221V224L96 225H98V224H100V223H103L104 224V222L105 221ZM147 223H149L150 222V226L149 225H146L145 224V222ZM78 222V223H77ZM107 222H109V223H107ZM127 222H128V224H127ZM134 222V223H133ZM161 222H162V220H161ZM249 222H251V221H249ZM69 223H70V225H69ZM74 223V224H73ZM122 223H123V225H122ZM144 223V224H143ZM131 224V225H130ZM132 224H133V226H135V228H132L131 229V226H132ZM135 224V225H134ZM138 224V225H137ZM21 225H19L20 227H21ZM65 225H66V227H65ZM72 225H74V229H72V228H70V227H73ZM125 225V226H124ZM130 225V226H129ZM145 225V226H144ZM63 228H62V227ZM117 226H119V227H117ZM123 226V227H122ZM148 226V227H147ZM113 227V228H112ZM116 227H117V229L118 230H116ZM121 227V228H120ZM126 227V228H125ZM130 227V228H129ZM239 227V226H238ZM241 227V226H240ZM239 227V228H240ZM112 228V229H111ZM115 228V229H114ZM122 228H125V229H123L122 230ZM128 228V229H127ZM143 230H142V229ZM150 228V229H149ZM236 228H237V226H236ZM22 231L24 230L23 229V226H22ZM127 229V230H126ZM131 229V230H130ZM134 229V230H133ZM149 229V230H148ZM151 229H153V231L151 230ZM158 229H159V231H158ZM70 231V233L69 232H67V231ZM117 231V235H116V231ZM124 230H126V231H124ZM129 230H130V233L132 234H130V236H132V239L130 238V236H129V234H127V233H129ZM61 232L60 233H63V231L62 230H60ZM120 233H119V232ZM122 231V232H121ZM136 231V232H135ZM138 231H139V233H138ZM143 231H144V233H145V231L147 232L146 234H144L143 233ZM152 231V232H151ZM84 233L85 232H87V231H83ZM115 232V233H114ZM137 233L136 234V236L135 235H133V234H135V233ZM154 232H155V234H154ZM89 233V232H88ZM87 233V236L89 237L91 234L89 233L88 234ZM121 233H123V234H121ZM141 233H143L142 234V237L140 236V234ZM151 233V236L149 235ZM153 233V234H152ZM112 234H115V235H112ZM119 234H120V236H123V237H121L120 239H123V240H119V238L118 237H120L119 236ZM148 234V235H147ZM159 234V233H158ZM158 234H157V236H158ZM124 235H128L127 237H124ZM93 234L91 235V237L90 238H93ZM135 236V237H134ZM224 236V235H223ZM223 236H221L222 237V240H216V241H218L219 243H221V245H219V243L218 242H216V243H213V244H211L212 245V247L214 248V249H217V248H219L218 246H223L222 245V243H225L224 241H226V240H224L223 238ZM65 237V236H64ZM87 237V238H88ZM98 237V238H97ZM113 237V241H112V238ZM66 238V237H65ZM64 238V239H65ZM100 238H99V236L98 235H96V237L94 236V239H96V240H100ZM106 238H107V241H106ZM110 238V239H109ZM115 238V239H114ZM117 238V239H116ZM55 240H58L57 238H54ZM63 239V240H64ZM130 239H131V241H130ZM147 239V238H146ZM152 239V238H151ZM221 239V238H220ZM111 240V244H112V246H110L109 245V241ZM95 241V240H94ZM264 241V240H263ZM71 242V241H70ZM113 242V243H112ZM128 243V241H124L123 243ZM195 242V241H194ZM72 244H70L71 246H73V242H71ZM107 243H108V246H107ZM122 243V242H121ZM122 243V244H123ZM192 243V242H191ZM134 244V245H133ZM214 244H216V246H214ZM218 244V245H217ZM128 244H126L125 246H127ZM193 245H195V243H193L192 244V248H193ZM210 245V246H211ZM69 246V245H68ZM108 248H107V247ZM132 246V247H131ZM142 246H143V248H142ZM67 247V246H66ZM70 247V246H69ZM69 247L67 248V249H69ZM209 246H207V248L206 249H202V248H200V249H198L199 251H201V252H196L195 250H197L196 248H194L193 250H192V248L189 250L190 252L188 253V255L191 253V256L188 258L187 257V255H186V258L187 259H193V257L194 256H196V255H202L201 253H204L203 251H205L206 252V250L208 249V251H209V248H208ZM61 248L63 249V250H65V248H63V247H60V248H56V251H58V252H61L62 253V251H61ZM103 248H104V250H103ZM110 248H112V249H110ZM132 248H134V250L132 249ZM212 248V250H214ZM58 249V250H57ZM111 250V252H110V250ZM123 249L127 252V249H128V252H130V253H126L125 251H123ZM103 250V251H102ZM108 250H109V252H108ZM113 250L115 251V253H114V255H111V254H113ZM131 250V251H130ZM133 250V251H132ZM136 250V251H135ZM197 250V251H198ZM211 250V251H212ZM215 251V250H214ZM21 252V254H20V256H22L21 258H20V256H19V254H17L15 257H14V260L16 261H14V264H55L57 261V263H61V261H64L65 259L67 260L68 258H69V255L68 254H66V255H62V254H64L65 252H66V250L65 251H63V253L62 254H60V255H62L61 257L64 259V260H61V259H59V258H57L58 257V255L56 254V253H54L55 254V256H57V257H55L54 256V259H52L51 258V260H50V258L48 259L47 258V260L48 261H46V258H44V260L45 261H43L44 263H40L38 260H35V257H34V255L36 254V252H32V251H27V252H25V250L24 251H20ZM19 252V253H20ZM83 252V251H82ZM194 252H196V253H194ZM213 252V251H212ZM212 252H209V253H212ZM27 253H29V255H27L29 258H27V256H26V254ZM67 253V252H66ZM84 253V252H83ZM86 253V252H85ZM99 253V254H98ZM102 253V254H101ZM120 253H123V254H121V256H120ZM141 253H139L138 254V256L141 254ZM133 254V255H132ZM145 254V253H144ZM143 254V255H144ZM102 255H104V256H102ZM105 255H107V256H105ZM98 256H100L99 257V259L100 260H98ZM112 256H113V258H112ZM103 257V258H102ZM110 257V258H109ZM119 257H121V258H119ZM122 257H124V258H122ZM19 258V259H18ZM101 258H102V261H101ZM129 258V257H128ZM23 259V260H22ZM56 259H58L57 261H56ZM109 259V260H108ZM112 259V260H111ZM25 260H26V262H25ZM50 260V261H49ZM60 260V261H59ZM65 260V261H66ZM104 260V261H103ZM22 261V262H21ZM39 262V263H37V262ZM100 261V262H99ZM106 261V262H105ZM190 261H192V260H190ZM201 261V260H200ZM46 262V263H45ZM59 263V264H60ZM63 263V262H62ZM61 263V264H62ZM203 263V261H201V262H198V264H202ZM87 264H89V263H87ZM91 264H93V263H91ZM119 264H122V261H121V263H119Z\"/></svg>",
	"mask_w": 264,
	"mask_h": 264
}]
</instances>
